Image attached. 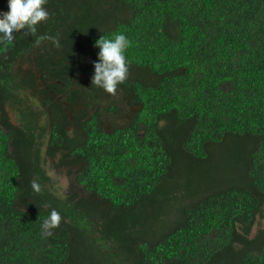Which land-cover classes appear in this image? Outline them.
I'll list each match as a JSON object with an SVG mask.
<instances>
[{
    "label": "trees",
    "instance_id": "trees-1",
    "mask_svg": "<svg viewBox=\"0 0 264 264\" xmlns=\"http://www.w3.org/2000/svg\"><path fill=\"white\" fill-rule=\"evenodd\" d=\"M45 8L0 44V264H264V0ZM121 33L129 76L110 96L91 85L95 42ZM123 105L127 124L108 122Z\"/></svg>",
    "mask_w": 264,
    "mask_h": 264
},
{
    "label": "clouds",
    "instance_id": "clouds-1",
    "mask_svg": "<svg viewBox=\"0 0 264 264\" xmlns=\"http://www.w3.org/2000/svg\"><path fill=\"white\" fill-rule=\"evenodd\" d=\"M47 0H7V12L0 11V44L10 45L15 40V33L23 32L25 36L35 35L37 25L49 19L50 13L45 8ZM26 30V31H25ZM49 40L54 47H60L59 40L53 36H39L37 43ZM99 49L97 61L93 62L94 73L91 85L102 89L110 96H115L118 86L129 76V66L125 52L130 41L124 34H115L113 38L100 36L95 42ZM31 188L36 193L43 192L39 178L34 177ZM62 216L52 209L42 224V235H54L53 229L60 226Z\"/></svg>",
    "mask_w": 264,
    "mask_h": 264
},
{
    "label": "rangeland",
    "instance_id": "rangeland-1",
    "mask_svg": "<svg viewBox=\"0 0 264 264\" xmlns=\"http://www.w3.org/2000/svg\"><path fill=\"white\" fill-rule=\"evenodd\" d=\"M24 62H26V61H24ZM19 63H20V66L25 67V68H23L24 70L27 69V67L25 66V64H23V62L20 61ZM26 63H28V62H26ZM56 82H58V81H56ZM137 109L138 108L134 107V109L132 110V106L123 105L122 109L119 110V115L118 116H111L110 121L108 120V118H107V121L108 122H115L118 126H124L127 124V121H129L132 118V116L134 114L133 112L136 111ZM220 158H223V156H221ZM209 191L210 190L201 189L200 193L198 195H200L201 193L209 194ZM175 219L178 220L179 218L175 217ZM260 229H264V219L260 220L258 218L256 220L254 226H253L250 237H253V235H255L256 232ZM239 231H242V230H239Z\"/></svg>",
    "mask_w": 264,
    "mask_h": 264
},
{
    "label": "flooded vegetation",
    "instance_id": "flooded-vegetation-1",
    "mask_svg": "<svg viewBox=\"0 0 264 264\" xmlns=\"http://www.w3.org/2000/svg\"><path fill=\"white\" fill-rule=\"evenodd\" d=\"M56 83H60L59 81L56 82ZM49 84H42V86L38 89V92L36 93V95L39 97V98H42V99H55L57 101H60V100H64V97L63 96H60V93H59V90H55L52 88ZM63 104L65 106H68L67 102L66 101H63ZM78 104L75 103V110L78 109L79 105L77 106ZM10 122H13L14 118L12 117V115H10ZM75 122V118L74 117H70L69 119V125H73ZM2 124V120H0V125ZM37 124V123H36ZM41 130H38V128L36 129V133L33 135V137L37 138L38 137V133L43 131V130H46L45 128H39ZM47 131H48V128H47Z\"/></svg>",
    "mask_w": 264,
    "mask_h": 264
}]
</instances>
